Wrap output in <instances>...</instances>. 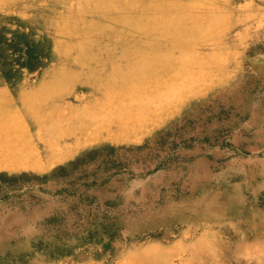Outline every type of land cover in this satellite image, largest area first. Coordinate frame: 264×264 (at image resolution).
Returning <instances> with one entry per match:
<instances>
[{"label": "rangeland", "instance_id": "374dc122", "mask_svg": "<svg viewBox=\"0 0 264 264\" xmlns=\"http://www.w3.org/2000/svg\"><path fill=\"white\" fill-rule=\"evenodd\" d=\"M12 32L0 264H264V0H0Z\"/></svg>", "mask_w": 264, "mask_h": 264}, {"label": "trees", "instance_id": "16d2710c", "mask_svg": "<svg viewBox=\"0 0 264 264\" xmlns=\"http://www.w3.org/2000/svg\"><path fill=\"white\" fill-rule=\"evenodd\" d=\"M6 51L8 58H5ZM41 56V52H35L22 34L12 32L10 36H7L5 33H0V58L5 60L0 63L4 68L5 76L9 77L13 74L14 64L26 66L30 70L35 69L41 63Z\"/></svg>", "mask_w": 264, "mask_h": 264}, {"label": "bare ground", "instance_id": "6f19581e", "mask_svg": "<svg viewBox=\"0 0 264 264\" xmlns=\"http://www.w3.org/2000/svg\"><path fill=\"white\" fill-rule=\"evenodd\" d=\"M8 123V122H7ZM3 126V125H2ZM18 126V125H17ZM1 127V126H0ZM7 129V128H6ZM16 132V131H15ZM12 133H14V132H12ZM22 137V136H21ZM27 137V136H26ZM26 141V140H25ZM9 142V141H8ZM23 142V141H22ZM13 144V143H12ZM23 145V144H22ZM21 145V146H22ZM3 147H4V145H3ZM10 148H12V147H10ZM18 148H20V147H18ZM18 148H17V150H18ZM14 149V148H13ZM13 149H12V151H13ZM21 149V148H20ZM5 150V149H4ZM15 153H17V152H15ZM5 154V153H4ZM11 156V155H10Z\"/></svg>", "mask_w": 264, "mask_h": 264}]
</instances>
